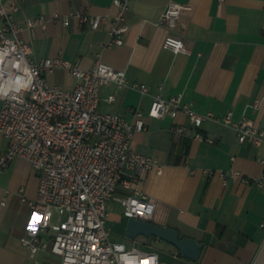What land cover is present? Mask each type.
<instances>
[{"label":"crops","instance_id":"0c3cea01","mask_svg":"<svg viewBox=\"0 0 264 264\" xmlns=\"http://www.w3.org/2000/svg\"><path fill=\"white\" fill-rule=\"evenodd\" d=\"M114 1L19 0L15 20L25 25L28 18H50L46 28L21 34L32 45L36 60L62 56L88 70L102 59L126 72L129 86L112 82L101 87L99 109L130 122L135 120L133 110H142L146 129L135 134L133 146L158 159L162 170L125 169L123 177L134 179L133 190H141L156 203L151 221L175 227L182 236L203 245L198 259L184 257L177 248L174 263L163 261L264 264V183L259 182L264 176L260 161L264 142H241L233 126L209 120L199 129L215 140L208 143L194 138L196 129L183 114L176 119L149 115L157 94L166 98L183 95L200 113L212 111L222 117L232 110L236 121L247 118L264 129V0H175L193 6L183 13L176 31L190 53L165 47L170 30L158 21L171 0H131L124 45L104 48L111 22L94 29L75 14L111 19L118 12ZM55 14L70 22L52 20ZM46 79L65 89L77 83L65 68L47 72ZM133 83L146 84L149 92L143 93ZM112 94L116 97L110 101ZM179 126L183 133L177 131ZM8 147L9 140L0 131V158ZM205 169L214 174L204 173ZM39 185L38 172L25 158L16 157L0 169V264H62L48 234L43 235L48 247L37 254L22 243L37 223L30 200L38 196ZM129 193L119 183L116 197L108 203L113 241L124 242L112 232L111 222L124 224L126 231L128 217L118 197Z\"/></svg>","mask_w":264,"mask_h":264},{"label":"built area","instance_id":"2783aa9c","mask_svg":"<svg viewBox=\"0 0 264 264\" xmlns=\"http://www.w3.org/2000/svg\"><path fill=\"white\" fill-rule=\"evenodd\" d=\"M114 2L118 12L111 19L83 12L75 14L94 29L111 22L104 48L124 45L130 29L127 14L131 0ZM20 8L19 0H0V131L9 140V147L0 158V169L22 157L31 162L40 176L38 196L30 200L37 223L22 243L37 254L51 241L52 251L62 256V264H168L156 251L129 248L124 242L113 241L108 227V203L116 197L119 183L130 191L118 197L126 217L151 221L155 215L156 203L141 190H133L134 179L123 177L125 169L162 170L158 159L133 146L135 134L146 129L142 110L134 109L135 120L130 122L99 109L101 87L112 82L120 87L129 86L126 72L102 59L88 70L62 56L36 60L32 45L21 34L27 29L46 28L50 18H28L22 25L15 20ZM192 9V5L171 0L158 21L170 30L165 47L176 53H190L187 42L176 31L183 13ZM51 19L70 22L60 14ZM58 68L69 70L77 79L73 89L46 79L47 72ZM132 86L149 92L146 84ZM115 97L112 94L109 100ZM255 106H259L258 101ZM181 114L196 129L197 140L215 142L199 131L206 121L213 120L233 126L241 142H264V129L249 119L236 121L232 110L222 117L212 111L200 113L183 95L166 98L157 94L149 111L155 118L176 119ZM177 131L183 133L184 128L179 126ZM260 161L264 164V159ZM204 173L211 175L214 171L205 169ZM238 173L232 171L233 175ZM223 175L226 177V172ZM259 182L264 183V176ZM56 213L62 217L59 221H54ZM44 234L49 235V241Z\"/></svg>","mask_w":264,"mask_h":264},{"label":"water","instance_id":"95a60500","mask_svg":"<svg viewBox=\"0 0 264 264\" xmlns=\"http://www.w3.org/2000/svg\"><path fill=\"white\" fill-rule=\"evenodd\" d=\"M126 235L130 238H137L140 235L157 237L176 246L188 259H198L203 250L202 243L193 237L182 236L175 227L163 226L153 221L134 217H129L127 220Z\"/></svg>","mask_w":264,"mask_h":264},{"label":"rangeland","instance_id":"374dc122","mask_svg":"<svg viewBox=\"0 0 264 264\" xmlns=\"http://www.w3.org/2000/svg\"><path fill=\"white\" fill-rule=\"evenodd\" d=\"M62 217L56 213L54 221H59ZM128 219V218H127ZM111 228L114 235L126 242L129 248L138 246V248L147 251H157L161 258L169 262L174 263L176 258L174 253L176 251V246L172 245L167 241H163L157 237H147L140 235L137 238H130L126 235L125 227L123 225L115 224L111 222ZM145 242V244H144Z\"/></svg>","mask_w":264,"mask_h":264}]
</instances>
